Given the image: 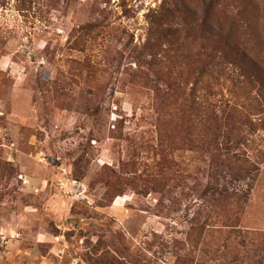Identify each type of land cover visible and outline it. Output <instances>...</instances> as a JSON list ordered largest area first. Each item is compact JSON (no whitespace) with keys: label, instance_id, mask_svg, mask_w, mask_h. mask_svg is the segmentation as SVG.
I'll list each match as a JSON object with an SVG mask.
<instances>
[{"label":"rangeland","instance_id":"rangeland-1","mask_svg":"<svg viewBox=\"0 0 264 264\" xmlns=\"http://www.w3.org/2000/svg\"><path fill=\"white\" fill-rule=\"evenodd\" d=\"M162 4L0 0V264H264V102L181 32L145 51L154 82ZM224 108L230 213L204 197Z\"/></svg>","mask_w":264,"mask_h":264},{"label":"trees","instance_id":"trees-1","mask_svg":"<svg viewBox=\"0 0 264 264\" xmlns=\"http://www.w3.org/2000/svg\"><path fill=\"white\" fill-rule=\"evenodd\" d=\"M169 3L170 5L162 4L151 14L148 32L153 40L148 38L143 46L144 51H139L136 55L139 65L150 69L154 82L162 80L155 68L156 63L146 60L145 51L157 47L164 39L181 32L187 42L199 49L196 56L200 59L202 68H213L216 72L213 75L219 78L230 69L231 64L244 73L249 84L255 85L253 88L256 89L257 96L264 102V0H169ZM87 27L91 28L92 25ZM169 83L168 87L172 89H169L168 96L175 91L173 80H169ZM256 98L254 97L255 100ZM191 107L192 110L193 106ZM202 109L206 111L204 107ZM208 120L214 128L215 144L209 141L207 149L211 144L214 147L212 150L218 159L216 167L222 182L219 183L217 179L207 187L205 202L207 207L216 205L223 209V212L230 213L229 109L224 108L220 114L216 111L210 113ZM256 169L254 164L249 163L245 170L252 175ZM123 179L121 176L120 180ZM199 220L198 213L194 221L197 226L206 229V221L199 224ZM222 226L230 227V218ZM124 259L129 257H106L112 264H126L122 261Z\"/></svg>","mask_w":264,"mask_h":264}]
</instances>
